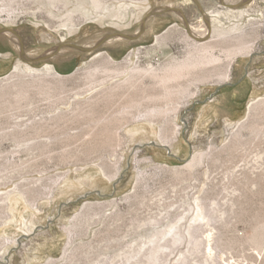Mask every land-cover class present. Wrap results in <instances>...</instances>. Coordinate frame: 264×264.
I'll return each mask as SVG.
<instances>
[{"label": "rangeland", "instance_id": "obj_1", "mask_svg": "<svg viewBox=\"0 0 264 264\" xmlns=\"http://www.w3.org/2000/svg\"><path fill=\"white\" fill-rule=\"evenodd\" d=\"M5 1H0V243L6 246L0 249V264H150L141 256L151 245L142 243L152 233L169 228L176 216L195 204L191 198L203 199L206 192L214 200H204V204L210 209L217 203L220 212L207 224L190 222L192 228L201 226L197 235L203 251L187 255L188 262L264 264V257L245 240L251 226L264 230V219L251 220L263 207L260 203L264 197L255 196L251 201L238 198L231 207L239 192L232 193L235 187L227 186L232 180L223 158L212 165L205 160L189 181L176 182L173 176L178 170L186 172L191 160L207 154L209 148L214 152L224 149L248 120L264 129V112L256 109L264 100V0H250L248 3L254 2L250 12L241 16L233 10L242 5L230 9L232 13L224 6L240 4V0H101L105 4L100 12L91 0ZM124 6L125 16L113 17ZM202 26L206 30L208 26L209 31L214 26L210 36L242 35L251 51L229 59L225 52L228 44H216L215 37L211 40L215 48L211 54L221 66H215L217 72L211 80L190 86L188 97L180 99L175 113L169 114L171 142L158 137L165 120L154 126L140 121L118 130L120 143L114 151H89L92 136L105 125L121 127L122 118L138 121L148 110L169 107L165 101L149 99L160 90L152 85L154 80L147 72L140 77L145 86L141 93H129L130 98L124 99L121 89L116 96L102 98L100 92L127 77H115L122 67L130 62L127 71L136 66L145 72L193 58L195 41L185 39L184 31L186 27L202 31ZM100 61L110 62L107 68H117L119 73L98 72ZM221 69L228 71L225 81L220 79ZM132 99L137 102L133 106ZM89 100H93L90 105ZM241 137L250 153L246 163L235 161L236 168L231 170L239 178L240 171L257 174L264 168V137L247 131H241ZM101 163L113 167L112 180L103 176ZM29 189L36 190L37 195L30 203ZM10 200H15L13 211ZM92 210L102 211L97 217L91 216ZM167 212L172 213L171 219L152 228V219L161 220ZM114 213L122 215L121 220H114ZM132 218L140 221L139 227L127 225ZM121 224L122 248H103L105 228L113 230ZM68 229L72 231L69 235ZM168 233L160 244L170 239L172 232ZM210 234L212 240L207 238ZM210 246L214 248L212 256L207 255ZM76 247V253L81 252L76 254L79 261H69L66 257ZM168 253H158L159 263L154 264L166 260V264H175L179 255L174 252L169 257Z\"/></svg>", "mask_w": 264, "mask_h": 264}, {"label": "bare ground", "instance_id": "obj_2", "mask_svg": "<svg viewBox=\"0 0 264 264\" xmlns=\"http://www.w3.org/2000/svg\"><path fill=\"white\" fill-rule=\"evenodd\" d=\"M0 1L1 2H4L5 0H0ZM12 1L13 0H7V3H10ZM120 1H134L135 2L136 0H114V3H118ZM219 1H220V3H222L221 0H219ZM224 1H226V2L229 3V2H232L234 0H224ZM240 1H241L240 4H225L224 6H226V8H228L226 10H228V12H230V13H232L233 11H235V12H237L238 16L239 15L241 16L243 14L244 15H248V13L250 12L249 10L252 8L254 2L248 3L250 0H240ZM91 3L94 6V8H95L96 11L100 12V11H103L104 10V8H103V6L105 4L104 1H101V0H91ZM247 3H248V5H246ZM241 5L243 6L241 9H237V10H233V11L230 10L232 8H235V7H238V6H241ZM126 8H127V6H124V7H121L119 10L115 11L113 13V17H115L116 19H119L121 17H124L125 16V13L124 12H125ZM0 10H1V7H0ZM170 11L172 13H174V14H177V15L180 14V13H178L179 11L178 12L176 11V9H172ZM66 21L67 22H71L70 19H66ZM210 21L211 22H214V21H217V20H216V18H210ZM202 27H203L202 28V31H197L196 32L192 28L190 29V28H187V27H186V30L184 31V34H186L185 39L186 38L188 39V37H189L190 40L192 39L193 42L195 41V44H194L195 47L194 46H192V47H194L196 49V54L194 56H192L193 58L190 57L191 59H188L187 61H180V62L172 61L169 64H167L166 66L163 65L164 67H162L161 69H156L155 70V68H154V70L152 69L151 71H145V72L139 71L137 68H135L136 66H133L134 68H131L129 71H127L125 68H126L127 65L131 64L130 62L127 65H125V66L123 65L124 68L122 67V72H121L117 68H115V69L114 68L111 69V67L110 68L109 67L107 68V64H109L110 62H108L107 64H105L104 61L103 62L100 61L102 66L100 65L101 66V67H99L100 68L99 69L100 71H98V72H101V71L103 72L104 71V73L106 72V73L109 74V72H111V73H114L115 74L117 71H119L120 72L119 75L115 76L116 74L115 75L113 74L112 76H115V77H120V76H122V77L125 76L126 77L127 76L126 78H124L122 80V82H118L116 84H113L109 89H105L102 92H100L99 94L101 95L102 98L103 97L105 99L111 98V97H113L112 95L117 94L118 91L121 90V89H122V97L123 98H124V96L125 97L127 96V97L130 98V96H128L129 93H137V91L139 93H141L142 90L145 89V86H144V88L142 87V85H144V84H141V81L142 80L140 81V77H142V75L143 74H146V72H147L148 74H146V75L149 76V77H151L152 80H154V84H152V85H156V87L158 86V88L160 90V92H158V94H156L155 96H151V97L148 96L149 99H153L155 101L156 100H158V101H160V100L165 101L168 104L169 107H167V108L162 107L163 109H161V107L158 108L156 106L158 109H151V110L146 111L143 116H140V117H142L141 118L142 120L139 119L138 121H132V122H129L128 121L127 122L125 118L124 119L122 118V126L121 127H120V125H119V127L117 125H112V124H108V126L105 125V127H102L98 132H96L94 134V136H92L91 140L94 143H93V146L90 145L91 148H89L90 150L88 149L89 151L93 152L95 150H99V149H102V148H105V149L107 148V149H110V150L114 151L113 149L115 147H118L119 146V143H120V137L117 134L118 130L123 131L127 126H129V125H131V124H133L135 122H140V121L148 122L149 124H151V126H154L158 122H160L161 120H165V126L162 129H159L158 137H159L160 140H162L164 142H166V141L169 142L170 141L169 139L173 136V135L171 136L172 129H171V132L169 130H167L168 129L167 127H169L168 126V124H169V122H168L169 114L171 113V115H173L172 113L174 111H176V105L180 104L179 103L180 99L182 100L183 98L188 97V95L190 93L189 92V89H190L189 87L190 86H194L195 84H196V86L198 84L199 85H202V83L211 80V78L217 72V69L215 68V66L217 64L219 65V67L221 66L218 63L219 62L218 59L211 54L213 52L210 51V50L215 49V48H213V45L214 44L210 43L211 40L215 37L214 39H216V41H217L216 44H226V45L228 44L226 46L225 52H226V56L229 57V59L230 58H233V57H236L237 55L241 56V54L244 53V52H245L244 54L247 55V52H249L250 48H252V47H250V44L248 46L247 42L244 43V39H243L242 35H240V36H235L234 35L231 38H229V37L228 38L227 37H223L222 34H217V36H210V32L212 33L215 30L214 26H211V30L210 31L208 30V26H207V30H206V28L204 26H202ZM241 32H243V31H241ZM191 33L194 34V36ZM254 36H255V34L253 35V37ZM216 37H218V38H216ZM250 37H252V36H250ZM250 37L248 36L249 39H250ZM208 38H210V39L207 40ZM7 40H8V37H7ZM193 42H192V45H193ZM9 43L11 44V46L14 49H16L15 47H17V45H15L12 42H10V40H9ZM248 43H250V42L248 41ZM194 48L192 50H194ZM130 56H131V54H130ZM190 56H191V54H190ZM22 59H25V58L22 57ZM226 59H228V58H226ZM96 64L94 63V65L97 67L98 64L97 65ZM14 69L17 70L18 67H15ZM227 69H226L225 72L221 69L222 70L221 71L222 74L220 73L221 74V78H220L221 81H225L227 79V72H228ZM142 70H144V69H142ZM145 70H148V69H145ZM26 71H32V70L30 68H27ZM95 71L96 70L94 69V73H95ZM119 72H117V74ZM104 73H102V74H104ZM90 76H89V78H91ZM107 77H109V76H107ZM37 79H38V77H37ZM109 79H111V78L109 77ZM144 80H145V78H144ZM180 80L181 81L182 80L183 81L184 80L187 81L186 82L187 84L185 85V83H183L185 86L184 85L181 86V85L177 84ZM103 82H105V81L103 80ZM25 83H27V82H25ZM101 83H102V80H101ZM40 85H42V84H40ZM45 85H46V83H45ZM45 85H44V87H45ZM173 85H175V86H173ZM96 87H97V85H96ZM20 89H22V88H20ZM84 93H86V92H84ZM19 96H20V94H19ZM132 97H133V95H132ZM145 97L147 98V95H145ZM78 98H82V96H78ZM113 99H115V98H113ZM149 99H146V100H149ZM95 100H96V98H95ZM132 100H134V99H132ZM90 101L92 102L93 100H89V103H88L89 105H90ZM129 101H131V100L129 99ZM133 102L135 104L137 103V102H135V100L132 101V106L134 104ZM84 103H86V102H84ZM76 104L77 105L78 104L81 105V101L79 102V100H78V102ZM130 105L131 104H129L128 107ZM78 106H77V108H79ZM125 107H127V106H123V108H125ZM256 109H257L258 113H263L264 112V100L259 103V105L256 107ZM126 111H127V109H125V113L124 114L125 115H128V113L126 114ZM90 116H91V114H90ZM80 119H81V117H80ZM109 122H110V120H109ZM115 122H116V120H115ZM255 125H256V123L253 124V122L252 121H249V120L245 124L241 125L240 128L237 129V131L232 135V137L230 136L231 138H230L229 142L227 143V145L225 146V148L223 147L224 149H222L220 151H217V152H214V150H212V149L209 148V150L207 149L208 150L207 151L208 152L207 154L206 153H204L205 155H201V154L198 155L197 154L198 156H195L191 160V162L187 165V167H186L187 168V171L186 172H183V171L181 172L179 170L173 172V176L175 177V180L174 181H176V182L178 181L179 182L181 180H186V179H188V181H189V179L190 178L192 179V177L194 176L195 169L197 167H199L200 165L203 166L204 165L203 163L205 162V160H207V161L209 160L210 161L207 164H210L211 162L212 163L214 162L213 164H215V162H217V161H219V160H221L223 158L224 165H227V167L225 166L226 167V171H230V173H231L230 174L231 175L230 178H231L232 182L231 183H228L227 186L235 187L232 190V193L239 192L238 193L239 196L236 199L234 198L235 200H231V202H232V205L230 204L231 207L233 205L235 206V202L238 201L237 200L238 198L239 199L242 198V199H244L246 201H248V200L251 201L252 198L255 197V196L260 197V199L263 198L264 197V168H263V170H261L257 174L251 172V170H248V171L247 170L246 171H240L239 172L240 173V175H239L240 178L237 177V176H235V174L233 176L232 175L233 173L231 171L234 167L236 168L235 161H238L239 163L240 162L246 163L247 162V156H248L247 153L248 152L250 153V151H247V149H246V144L248 145V143L246 141L245 142L242 141L241 131H247L248 134H250V135L252 134V135H254V137H257V135H259V134H260L261 137L262 136L264 137V129L262 130V128H259L258 126L256 127ZM261 153H264V152H261ZM212 163H211V165H212ZM261 166H263V165H261ZM101 169H102V172L104 174L103 176L106 177V178H108L109 180H112L113 175H111V170H113V167L111 165L106 164V163H101ZM227 186H225L223 188V191L226 190V187ZM253 188L256 189V193L255 194H252V189ZM17 190H18V188L15 189V192ZM27 192H28L27 194H31L30 196L29 195L27 196V202L28 203L34 201V198H37V195L35 197L36 190L29 189V190H27ZM12 193L13 192L7 193V197H9ZM2 194H6V192H3ZM202 197H203V199H201V198H199V199H193V198L190 197L191 200L194 201L193 202V204L195 203L194 205H189L188 209H186L183 213H181L178 216H176L172 220V222L170 223L171 225H170L169 228L164 229V230H162L160 232L157 231V232L152 233L149 236V239L145 243H142L143 245H141V246L151 245L150 247H148L146 249V252H144L141 257L144 258V259H146V261L150 262V264H154V263H156V262L159 261V256L157 257L158 253H161L163 250H165V251L167 250L169 252L168 253V256L169 257L172 256V254H174V252L175 253L177 252V256L179 255V257H178L179 259L176 260V263L175 264H190L188 262V256L187 255H190L191 253H195V252H197V253L201 252L200 254H202V251L203 250H200L199 249V247L202 246V243L201 242H198L199 236L197 235V233L201 230V228H200L201 226L200 227L199 226H196L195 228H192L190 222H192V224L193 223H196V222H200V223L205 222V224H207V223H209L211 221H214L213 215H215V213L220 212L218 210V204L217 203H214L215 204V208H210L209 209L208 208L209 207V204L207 206V205H205V204H207V202L206 201H205L206 203L203 202L204 200L210 201L212 199V198H210V196H209V194L207 192L204 193L202 195ZM212 200H214V199H212ZM14 202H15V200H10V205H9L10 211H13L11 204H14ZM212 204H213V202H212ZM260 204L263 207L261 209H259V211L255 215L252 214V216H251L252 222H260V221L263 222V219H264V209H263L264 208V200L261 199V203ZM240 206H241V203H240ZM101 211L102 210H92L91 216L100 215V212ZM248 212H249V214L251 213L250 211H248ZM189 213H191V216L190 217L188 216ZM171 214L172 213H168V212L165 213V217L161 218V220H157L156 218H153L152 219L153 225L151 227L154 228L156 226H160L162 224V221H164V220H166L168 218L171 219ZM83 215L85 216L86 214H82L81 217ZM240 216H239V218H240ZM113 217L114 218H117L116 220L118 221V220H121L122 215L119 216L118 213L117 214L114 213V215L112 216V218ZM242 217H243V215H242ZM0 218H1V216H0ZM246 218H248V216ZM98 219H101L102 220L101 216H99ZM106 219H108V218H106ZM181 220L184 221L183 224H180V226L178 225V227H177V224ZM111 221H112V219H111ZM97 222H99V221H97ZM100 223H101V221H100ZM205 224H203V225H205ZM127 225L129 227L132 226L133 228L134 227H139L140 226V221L137 220V219L135 220V218L134 219L132 218V219H130L128 221ZM72 227H75V225L73 224ZM105 229L106 230H104V231H105L106 234H105V238L104 239L106 241L105 242L106 245L103 248H105V249H110V248H118V249H120V248H122V241H121V239H119L120 237H122V224H121V226L118 225L113 230H108V228H105ZM66 231L68 232V235H69V233L71 234V232H72L71 229L70 230L68 229ZM168 232H172V234L170 236V239L160 244V242L162 241V239L164 238V236L166 234H169ZM211 236L212 235L210 234V235L207 236V238L210 239V240H212V237ZM245 240L249 244L251 243L254 246L253 247L254 250L256 252L260 253L264 257V230H263V228H260V227L257 228V227L251 226L250 229H248V232L246 233ZM186 243H187V245H185ZM4 246H6V243L5 244L4 243H0V249L2 247H4ZM184 246H186V249L184 248ZM187 246L189 248H187ZM174 247H177V248L175 249ZM180 247L181 248L183 247L184 250L183 249L179 250ZM173 248H174V250H173ZM208 248H209V252L207 253V255L208 256H212V252L214 251V248H213V246H210ZM78 249L79 248H77V247L74 248L73 251L70 253V255H68L66 258L69 261H72V260L74 261V259L77 257L76 254L77 255H80L81 254V252H79V254L76 253ZM185 250H186V252H185ZM138 253H136L133 256H130V257L126 258L125 259V262H128L130 259L132 260V258H134L136 255H138ZM203 254H204V252H203ZM116 256H120V255H116ZM168 256H167V258H168ZM202 256L205 257V255H202ZM76 260L79 261L78 258H76ZM164 260H166V259H164ZM166 261H164V264H166ZM121 263H122V261H121ZM167 263H169V262H167Z\"/></svg>", "mask_w": 264, "mask_h": 264}]
</instances>
